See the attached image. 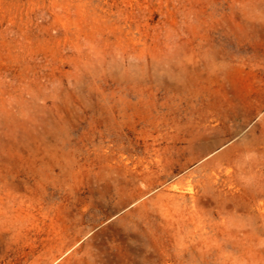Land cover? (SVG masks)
<instances>
[{
  "label": "rangeland",
  "instance_id": "obj_1",
  "mask_svg": "<svg viewBox=\"0 0 264 264\" xmlns=\"http://www.w3.org/2000/svg\"><path fill=\"white\" fill-rule=\"evenodd\" d=\"M0 264H264V0H0Z\"/></svg>",
  "mask_w": 264,
  "mask_h": 264
},
{
  "label": "bare ground",
  "instance_id": "obj_2",
  "mask_svg": "<svg viewBox=\"0 0 264 264\" xmlns=\"http://www.w3.org/2000/svg\"><path fill=\"white\" fill-rule=\"evenodd\" d=\"M145 179H146V177H145Z\"/></svg>",
  "mask_w": 264,
  "mask_h": 264
}]
</instances>
